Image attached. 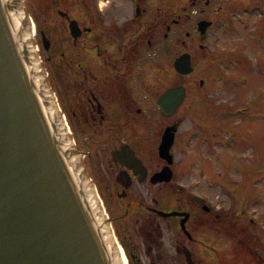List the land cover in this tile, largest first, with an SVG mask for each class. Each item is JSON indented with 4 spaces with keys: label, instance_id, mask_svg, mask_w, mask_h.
Instances as JSON below:
<instances>
[{
    "label": "flooded vegetation",
    "instance_id": "flooded-vegetation-1",
    "mask_svg": "<svg viewBox=\"0 0 264 264\" xmlns=\"http://www.w3.org/2000/svg\"><path fill=\"white\" fill-rule=\"evenodd\" d=\"M155 1L115 0L104 9L101 0H39L46 17L34 21L27 12L55 114L77 151L91 199L105 221L120 264H214L204 260L201 249L209 252V241L229 237L237 224L232 223L230 206L216 204V195L208 189L219 188L227 196L231 191L216 181L212 164L199 165L198 160L196 166L193 160L184 164L183 151L191 140L180 138L183 116L177 115L189 101L184 81L195 68L192 62V72L179 73L175 67L179 56L188 52L192 61L190 51L181 52L172 62V82H168L164 56L172 28L184 20L182 14L171 19L164 9L152 16ZM191 3L197 8L195 13L203 14L194 30L201 50L219 61L238 60L231 43L215 39L218 52L214 53L202 41L211 37L219 23L226 31L244 12L263 14L264 0L236 7L222 19L214 14L223 11L224 0L218 7L215 0ZM78 4L81 11L77 14ZM211 5L212 10L204 14ZM201 21L209 22L205 33L199 29ZM179 86L185 87L186 95L171 114H165L160 98L169 88ZM171 127L173 144L164 147V136ZM196 129H191L194 137L202 134L211 141L214 136L213 123ZM259 175L249 178L252 187L259 183ZM250 221L257 226L254 218ZM258 228L263 231L264 224ZM248 234L243 223L244 248L249 241L252 260L264 264L260 239L251 240L248 236L253 235ZM212 250L215 256V245ZM247 250L241 248L234 258L218 257V264H248Z\"/></svg>",
    "mask_w": 264,
    "mask_h": 264
},
{
    "label": "water",
    "instance_id": "water-1",
    "mask_svg": "<svg viewBox=\"0 0 264 264\" xmlns=\"http://www.w3.org/2000/svg\"><path fill=\"white\" fill-rule=\"evenodd\" d=\"M27 11L23 0H0V264H120L55 114ZM208 25L201 21L199 29ZM175 67L191 72V55L183 53ZM185 92L169 88L162 112L171 114ZM174 134L168 128L164 147Z\"/></svg>",
    "mask_w": 264,
    "mask_h": 264
},
{
    "label": "rangeland",
    "instance_id": "rangeland-1",
    "mask_svg": "<svg viewBox=\"0 0 264 264\" xmlns=\"http://www.w3.org/2000/svg\"><path fill=\"white\" fill-rule=\"evenodd\" d=\"M114 1L101 0L100 5L107 9ZM156 1L150 9L152 16L164 9L168 16L172 15L171 19L182 14L184 20L172 28L170 46L164 56V62L168 66V82H172V62L181 52H191L195 68L191 77L184 81L188 86L189 101L177 115L183 116L180 138L191 140L189 148L186 147L183 151L184 164L193 160L196 166L198 160L199 165L214 166L216 181L227 186L231 194L224 195L219 188L208 190L216 195V204L230 206L232 223L237 224L232 227L229 237H215L213 241H209L210 248L215 245V256L212 248L209 252L201 249V254L204 260L218 264V257L224 259L225 255H230L234 258L240 254L241 248H248L247 260L250 264L252 244L247 241V247L244 248L245 238L240 235L243 223L247 225L248 235H253L248 236L249 239H260L258 249L264 250V230L258 228L264 224V13L244 12L231 21L226 31L219 23L211 37L202 41L210 50L214 48V53L218 52L214 47L215 39L231 43L230 48L236 49L238 60L223 62L202 51L198 40H195L196 21L203 14L195 13L197 8L192 7L191 0H162L161 4ZM222 1L215 0V7ZM253 1L224 0L223 11L216 14L213 11L210 14L222 19L228 17V13L230 15L229 11ZM25 3L34 21L46 17L40 10L39 0H26ZM79 5L75 8L77 14L81 11ZM159 5L161 6L158 8ZM212 7L213 5L206 8L204 14L211 11ZM187 31L190 32L189 36ZM201 79L204 80V86H200ZM212 123L214 136L211 141L202 134L194 137L192 128H197V131L201 130V126H211ZM256 173L260 174L259 183L252 187L249 178ZM192 174L195 172L192 171ZM250 218L256 220L257 226L253 225ZM255 261L252 260L253 264H257Z\"/></svg>",
    "mask_w": 264,
    "mask_h": 264
},
{
    "label": "bare ground",
    "instance_id": "bare-ground-1",
    "mask_svg": "<svg viewBox=\"0 0 264 264\" xmlns=\"http://www.w3.org/2000/svg\"><path fill=\"white\" fill-rule=\"evenodd\" d=\"M192 62V61H191ZM192 72V71H191ZM180 73V72H179ZM190 73V72H189ZM184 75H186V74H184Z\"/></svg>",
    "mask_w": 264,
    "mask_h": 264
}]
</instances>
